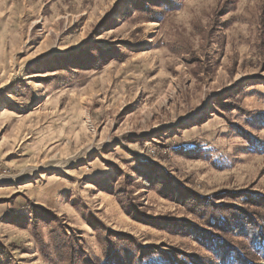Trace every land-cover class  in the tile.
<instances>
[{"label": "rangeland", "instance_id": "374dc122", "mask_svg": "<svg viewBox=\"0 0 264 264\" xmlns=\"http://www.w3.org/2000/svg\"><path fill=\"white\" fill-rule=\"evenodd\" d=\"M143 1L0 0V172L12 184L0 199V264H67L55 222L93 258L101 226L138 248L207 253L202 234L163 228L192 219L178 190L213 202L264 195L254 146L264 142V0H235L219 18L226 0L156 4V21ZM240 87L249 114L221 110Z\"/></svg>", "mask_w": 264, "mask_h": 264}, {"label": "trees", "instance_id": "16d2710c", "mask_svg": "<svg viewBox=\"0 0 264 264\" xmlns=\"http://www.w3.org/2000/svg\"><path fill=\"white\" fill-rule=\"evenodd\" d=\"M234 1L226 0L221 3L214 11L215 18L232 10L230 5ZM178 3L179 0H145L142 3L144 4L142 10H148L149 19L156 21L159 19L155 14L159 12L153 8L156 4L172 8ZM177 6L176 8H179ZM111 47L118 48V46ZM109 52V48L97 49L96 52L89 51L91 54L88 58L99 61L108 57ZM245 91V88L240 87L231 94L223 96L218 102L220 109L238 110L249 114V110L238 100ZM261 115L263 118L264 112ZM254 146L263 147L264 150V142L259 138H256ZM143 176L146 186L155 187L148 177L144 174ZM161 189L167 196L174 195L173 186L170 184H162ZM178 191L183 195L178 200L190 210L192 219L185 222L168 219L164 222L163 228L181 237L193 233L202 234L203 236H200L202 245L205 246L207 253L187 252L176 247L165 249L163 247H168L166 244L160 247L141 245L138 248L135 236L125 232H114L101 226V230L105 231L102 236L103 256L93 258L82 244H78L81 237L67 232V229H72L71 226L55 222L54 231L59 234L60 239L57 242L58 255L67 259V264H217L216 261L219 264H264V195L253 198L248 190L227 191L224 199L230 197V200L213 202L212 198H198L188 189L182 188ZM34 209L39 213L51 214L54 221L61 220L52 210L39 206H35ZM34 220L38 222L37 216ZM199 221H202L206 228L200 227ZM41 245L44 249L42 241ZM176 254L179 259L175 258ZM175 260L178 262L175 263Z\"/></svg>", "mask_w": 264, "mask_h": 264}, {"label": "crops", "instance_id": "0c3cea01", "mask_svg": "<svg viewBox=\"0 0 264 264\" xmlns=\"http://www.w3.org/2000/svg\"><path fill=\"white\" fill-rule=\"evenodd\" d=\"M7 177L8 175L0 172V199L4 198V196H7V194L5 193L6 187H10L12 185L10 184V186H8L9 184L7 185L5 183L6 181H10V180H7Z\"/></svg>", "mask_w": 264, "mask_h": 264}]
</instances>
